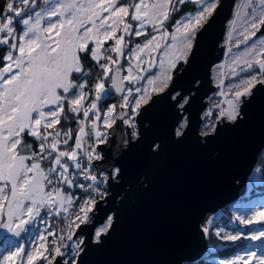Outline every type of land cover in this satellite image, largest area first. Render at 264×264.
I'll return each instance as SVG.
<instances>
[{
    "label": "snow or ice",
    "instance_id": "6c2138e0",
    "mask_svg": "<svg viewBox=\"0 0 264 264\" xmlns=\"http://www.w3.org/2000/svg\"><path fill=\"white\" fill-rule=\"evenodd\" d=\"M43 3L48 7L40 11L38 0L0 3V229L20 236L37 217L44 219L42 210L48 216L62 217V227L57 232L49 225L30 247L16 244L14 250L5 249L0 253V264H61L57 258L69 255L63 264H77L89 233L95 244L110 234L114 215L103 205L108 203L110 186L120 179L122 169L115 165L106 169L107 161L98 145L111 144L110 137L122 125L127 129L121 135L122 142L128 147L138 142L137 117L159 99L174 110L173 136L182 140L188 134L184 113L190 97L175 89L177 70L182 74L180 66L186 68L194 59L198 35L220 0ZM189 4L193 6L190 13L171 23ZM237 21L241 30L233 41ZM261 27L264 0H243L230 21L229 53L232 46L248 44ZM129 37H144V42L129 49ZM125 55L128 67L123 69L121 58ZM157 67L159 71L153 75L149 70ZM227 67L239 82L231 84L227 93L222 90L219 95L226 99L205 112L208 122L199 134L204 141L212 139L221 124L237 122L246 98L257 84H264V39L233 56ZM121 69L128 74L121 75ZM109 80L120 94V102L101 112L98 102L106 94ZM125 81L130 85L145 83L133 89L125 88ZM89 85L92 88L86 91ZM93 93L95 98L86 106ZM81 112L83 120L78 119ZM69 114L78 124L75 133L71 128L62 130ZM26 136L32 143H25ZM72 139L74 146L69 143ZM152 147L159 149L155 143ZM74 188L80 189L79 196L70 191ZM236 219L242 225L264 224V206ZM202 230L209 232L206 226ZM240 238V233L222 237L230 241ZM245 238H264V228ZM220 264H264V255L248 252Z\"/></svg>",
    "mask_w": 264,
    "mask_h": 264
},
{
    "label": "water",
    "instance_id": "95a60500",
    "mask_svg": "<svg viewBox=\"0 0 264 264\" xmlns=\"http://www.w3.org/2000/svg\"><path fill=\"white\" fill-rule=\"evenodd\" d=\"M236 1L220 0L198 35L194 59L181 67L182 74L177 71L175 89L190 97L185 112L188 134L182 140L173 136L174 110L159 99L137 117L138 142L131 147L122 142L121 135L127 131L122 125L110 137L111 144L98 145L107 161L104 167L122 169L120 179L110 186L108 203L103 205L114 215V224L100 244L93 243L89 233L77 264L198 261L208 250L202 230L206 215L245 195L248 177L264 148V84H257L246 98L237 122L221 124L208 141L199 135L205 99L215 88L210 84V71L223 56L221 42ZM111 83L110 93L120 96ZM154 143L158 150H153ZM142 176L145 183L140 186ZM57 259L63 264L61 257Z\"/></svg>",
    "mask_w": 264,
    "mask_h": 264
},
{
    "label": "rangeland",
    "instance_id": "374dc122",
    "mask_svg": "<svg viewBox=\"0 0 264 264\" xmlns=\"http://www.w3.org/2000/svg\"><path fill=\"white\" fill-rule=\"evenodd\" d=\"M50 2L54 3L55 0H50ZM125 2H127V0H125ZM17 6L19 7V4H17ZM46 7H48V6L44 5V3L40 4V7L37 8V11H40ZM187 14H189V13H186L184 15H187ZM242 14L243 13H241V15ZM52 19L54 21L56 18L53 17ZM234 19L235 18H231L226 23V32H225L224 39L221 42L222 45H225L227 43L230 45L232 43V42H228V32L230 30V21H233ZM44 23H47V21H45ZM42 26H44V24H42ZM236 28H237V31L235 33H233V41H235L236 39L239 38V31L241 30V22L240 21H237ZM149 31H150V29H149ZM169 31H171V30H169ZM134 38L135 37H129L128 38L129 43H131V47H133L136 43H143L144 42V37H139L138 41H134ZM260 39H264V32L257 33L256 36L252 37L251 40L248 41V44H241L239 48L232 46L231 52L230 53L228 52V54L225 58L224 67L223 68L222 67L211 68L210 84L215 86V88L213 91H211V93L205 99V101H207V102L205 104L204 109L201 112V124L199 127V132H200L201 128L203 127V125L208 122L204 118L205 112L208 111L209 108H212V106L214 104L219 103L220 101L226 99V97L220 96L219 93L222 90L227 93L229 91V86L231 84H235V83L239 82L236 77L231 76L229 73V69L227 66L231 63V58L238 53H242L246 47H250L252 44L258 43V41ZM108 43L111 44L113 42H108ZM126 50H128V49H126ZM126 50H125V52L127 53L128 51H126ZM124 57H126V61L125 60L123 61ZM124 57L121 58V64L123 65V69H126L128 67V58H127V55H125ZM133 63H135V61H133ZM123 69H121V75H127L128 73L126 71H124ZM149 71L152 72L153 75H155V73L159 71V68L158 67L153 68V69H150ZM257 71H258V69H257ZM144 75H147V73H144ZM221 81H223V84L221 86H218V85H220ZM110 83H111V81L109 80L108 86H106V93H107V91L110 92L109 91ZM124 83H125V88L131 87L134 89L135 87L143 86L145 81H138L135 85H130V84H128L127 81H125ZM117 98H118V101L111 103L110 105L119 104L120 96H118ZM218 100H219V102H218ZM106 109L107 108H105L104 111H106ZM184 115H185V113H184ZM212 119H214V118H212ZM57 128H61V126L57 125ZM65 128L66 127L63 123L62 130L66 131ZM102 128H103V124H102ZM49 131H51V129H49ZM74 144H75V140L72 143V146H74ZM61 147L63 148V145H61ZM260 156H262V159H264V148H263V151L261 152V154L259 155V157ZM258 160H259V158H258ZM47 166L48 165L45 164V167H47ZM255 167L256 166H254V168ZM254 168L248 177L247 188H248V183H250V182L255 183V184H258L259 182H261V180L259 178V168H255V169ZM260 206H264V199H260L258 202L251 203V204H247L246 202L237 200V201H234L230 204V209H231V212L233 214L232 217H235V218H237V217H248L252 214L253 210L258 209ZM211 214H214V215L211 218H209V220L207 221L206 227L214 226L215 231L220 232V237H223L226 234L235 235L237 233H240L241 238L238 240H242L245 242L244 247L241 250L234 251L233 254H229V255L224 256L222 258H217L213 261V264H220V261L233 260L237 256L244 257L246 255V253H248V252H255L257 256L264 255V238H261L260 240H251V239L245 238V236L250 237L252 234V231L264 228V224L242 225V224H240L239 220L237 219L238 223L236 222L237 223L236 229L231 230V229L226 228V226L223 222L221 223L219 220H217V218L221 216V213L218 210L215 213H211ZM41 216L44 219H41V217H37L36 220L32 224L26 226V231L22 232L20 236H14L12 233H9L4 229H0V250H1V246L2 245L5 246V244H7V243L10 245V248L12 250H14L16 244H21V245H24L25 247H30L32 242H33V239L35 237H38L40 232H42L46 227H49L52 219H54V218L56 219V217L48 216L46 211H44V210H42ZM221 218L225 219L224 216H222ZM232 242H235V241H232ZM4 252L5 251H2V253H4ZM68 258H70V257L69 256L64 257V259H68ZM62 261H64V260H62Z\"/></svg>",
    "mask_w": 264,
    "mask_h": 264
},
{
    "label": "trees",
    "instance_id": "16d2710c",
    "mask_svg": "<svg viewBox=\"0 0 264 264\" xmlns=\"http://www.w3.org/2000/svg\"><path fill=\"white\" fill-rule=\"evenodd\" d=\"M0 3H3V0H0ZM39 4H43V0H38ZM193 6L192 5H184L182 7L181 12L177 13L173 18L171 23H174L176 19L180 18L186 13H190L192 10ZM169 30H171V27H169ZM139 38L135 37L134 41H138ZM131 48V43H129V49ZM126 50V51H129ZM126 61V57L123 58V61ZM122 61V62H123ZM182 66V65H181ZM180 66V68H181ZM98 70V69H97ZM179 70V69H178ZM177 70V71H178ZM95 79V73L93 74V81ZM108 86V84L106 85ZM89 88H92V85H89ZM118 98L113 96L110 92L107 91V93L102 97V102L99 105V109L101 112L104 111L105 108H107L111 103L117 102ZM219 102V100H218ZM69 121L68 122H63L65 125L66 131L71 128L73 133H75L78 130V124L75 122V119L72 118V114H69ZM74 142V139L70 140V144ZM25 143H32V138L31 137H25ZM47 165V163H46ZM255 168H259V178L261 182L258 184L255 183H248V188L246 190V193L244 196L240 197L238 200L246 202L247 204L251 203H256L260 199H264V159H262V156L259 157V160L255 164ZM254 168V169H255ZM145 183V178L142 176V178L139 180L138 184L140 186H143ZM75 189V188H74ZM74 189H71L70 191H73ZM237 201V200H236ZM221 213V216L217 218L221 223L223 222L228 229H236L237 227V219L235 217H232V212L230 209V204L225 206L222 209L218 210ZM214 214H208L206 215L203 223H202V228L206 226L207 221L209 218H211ZM222 216L225 217V219L221 218ZM237 222V223H236ZM61 225V217H56V219H52L50 222L51 229L50 230H55L57 231ZM209 232L206 234L207 238V243H208V250L205 253L203 257H201L198 261L192 262V263H186V264H213V261L217 258H222L224 256H227L229 254H233L234 251H239L244 247V241L242 240H237L235 242L229 241V240H224L222 237L217 236L215 231L214 226H208ZM50 238V237H49ZM10 248V245L7 243L1 246L0 253L2 251H5V249Z\"/></svg>",
    "mask_w": 264,
    "mask_h": 264
},
{
    "label": "bare ground",
    "instance_id": "6f19581e",
    "mask_svg": "<svg viewBox=\"0 0 264 264\" xmlns=\"http://www.w3.org/2000/svg\"><path fill=\"white\" fill-rule=\"evenodd\" d=\"M243 0H237L233 9V13H232V18H235V13H236V9L241 5ZM229 47L230 45L227 43L224 45V49H223V56L222 58L214 65V68H218L221 66H224L225 64V58L229 52Z\"/></svg>",
    "mask_w": 264,
    "mask_h": 264
},
{
    "label": "built area",
    "instance_id": "2783aa9c",
    "mask_svg": "<svg viewBox=\"0 0 264 264\" xmlns=\"http://www.w3.org/2000/svg\"><path fill=\"white\" fill-rule=\"evenodd\" d=\"M89 89H91V88L86 89V91H88ZM94 98H95V95H94V93H93V94L90 96V98H89L88 100L85 101V105H86V106H87V105H90L91 101H92ZM101 101H102V100H100V101L98 102V108H99V105H100ZM90 115H91V114H90ZM78 119H80V120H83V119H84V117H83V113H82V112L79 114ZM99 123H100V125H101V130H104V129L102 128V121H100ZM89 142L91 143V141H89ZM98 151H100L99 148H98ZM72 192H74L76 196H79V195H80V189H78V188H75ZM61 219H62V217H61ZM61 227H62V223H61L59 229H60ZM59 229L57 230V232H59ZM49 239H51V237H50ZM68 252H69V254H70V249L68 250ZM69 257H70V255H69ZM62 260H64V257L62 258Z\"/></svg>",
    "mask_w": 264,
    "mask_h": 264
}]
</instances>
